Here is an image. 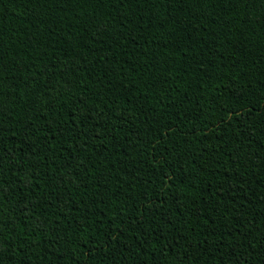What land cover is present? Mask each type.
Segmentation results:
<instances>
[{"label":"trees","instance_id":"obj_1","mask_svg":"<svg viewBox=\"0 0 264 264\" xmlns=\"http://www.w3.org/2000/svg\"><path fill=\"white\" fill-rule=\"evenodd\" d=\"M0 264H264V0H0Z\"/></svg>","mask_w":264,"mask_h":264}]
</instances>
